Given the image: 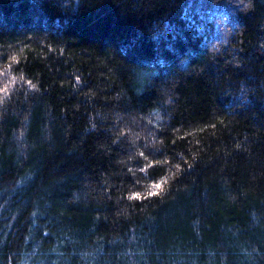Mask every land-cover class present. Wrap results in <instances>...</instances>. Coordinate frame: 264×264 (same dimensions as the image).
<instances>
[{
    "label": "trees",
    "instance_id": "1",
    "mask_svg": "<svg viewBox=\"0 0 264 264\" xmlns=\"http://www.w3.org/2000/svg\"><path fill=\"white\" fill-rule=\"evenodd\" d=\"M0 264H264V0H0Z\"/></svg>",
    "mask_w": 264,
    "mask_h": 264
},
{
    "label": "snow or ice",
    "instance_id": "2",
    "mask_svg": "<svg viewBox=\"0 0 264 264\" xmlns=\"http://www.w3.org/2000/svg\"><path fill=\"white\" fill-rule=\"evenodd\" d=\"M156 187H157V188H159V187H160V185H159V184H157V185H156ZM150 194H151V195H155V193H150Z\"/></svg>",
    "mask_w": 264,
    "mask_h": 264
}]
</instances>
